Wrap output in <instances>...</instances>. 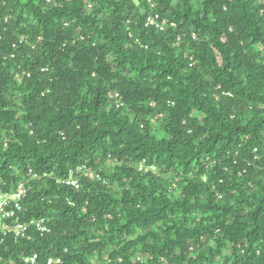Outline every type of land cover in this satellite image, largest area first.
I'll list each match as a JSON object with an SVG mask.
<instances>
[{"label": "trees", "instance_id": "16d2710c", "mask_svg": "<svg viewBox=\"0 0 264 264\" xmlns=\"http://www.w3.org/2000/svg\"><path fill=\"white\" fill-rule=\"evenodd\" d=\"M148 1L0 0V191L54 177L0 264H264V0Z\"/></svg>", "mask_w": 264, "mask_h": 264}, {"label": "built area", "instance_id": "2783aa9c", "mask_svg": "<svg viewBox=\"0 0 264 264\" xmlns=\"http://www.w3.org/2000/svg\"><path fill=\"white\" fill-rule=\"evenodd\" d=\"M133 1L138 2V0ZM148 3L152 8L156 7L154 0H149ZM146 26L155 28L161 32L165 31V25L161 22L158 14L150 16L147 19ZM172 26L176 28L175 24H172ZM116 99L117 107H123L124 104L119 94L116 95ZM137 168L139 172L146 174H156L158 172V167L154 164H148L146 160L139 162ZM27 177V181L20 182L10 192L0 191V244H3L4 240L14 242L31 241L37 235L44 236L51 233V229L45 219L24 220L23 203L28 197L32 182L54 177L48 173L35 172L33 169L28 170ZM88 177L101 180V176L91 171L86 164H81L71 169L67 178H56V181L59 185L79 190L82 180ZM2 260L3 258L0 255V261ZM23 264H63V261L61 258L55 257L42 260L38 253H32L24 257Z\"/></svg>", "mask_w": 264, "mask_h": 264}]
</instances>
